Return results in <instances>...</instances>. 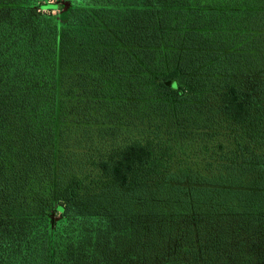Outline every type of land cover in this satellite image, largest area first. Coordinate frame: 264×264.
Listing matches in <instances>:
<instances>
[{"label":"trees","instance_id":"1","mask_svg":"<svg viewBox=\"0 0 264 264\" xmlns=\"http://www.w3.org/2000/svg\"><path fill=\"white\" fill-rule=\"evenodd\" d=\"M67 1L0 0V264H264V0Z\"/></svg>","mask_w":264,"mask_h":264},{"label":"rangeland","instance_id":"2","mask_svg":"<svg viewBox=\"0 0 264 264\" xmlns=\"http://www.w3.org/2000/svg\"><path fill=\"white\" fill-rule=\"evenodd\" d=\"M62 2L65 3L66 7L70 6V3L67 0H62ZM65 12H66L65 9H63V10L60 9V10L53 11L52 14L54 16L58 17L61 20L63 18V16H64ZM53 218H54V220H58L59 219L57 214Z\"/></svg>","mask_w":264,"mask_h":264}]
</instances>
